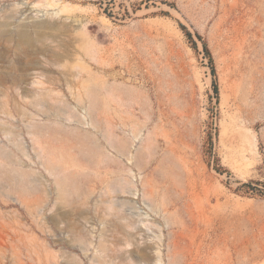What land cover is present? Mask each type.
Here are the masks:
<instances>
[{"label":"rangeland","instance_id":"obj_1","mask_svg":"<svg viewBox=\"0 0 264 264\" xmlns=\"http://www.w3.org/2000/svg\"><path fill=\"white\" fill-rule=\"evenodd\" d=\"M0 264H264V0H0Z\"/></svg>","mask_w":264,"mask_h":264},{"label":"trees","instance_id":"obj_2","mask_svg":"<svg viewBox=\"0 0 264 264\" xmlns=\"http://www.w3.org/2000/svg\"><path fill=\"white\" fill-rule=\"evenodd\" d=\"M180 27L182 28V30H185L184 27H182V26H180ZM185 33H186V36L188 38H190V34L188 32H185ZM202 47H203L204 51L206 52L207 57L211 60V55H210V53H209V51H208V49L206 47V44L205 43H202ZM211 73L214 76V73L215 72H214V68L213 67L211 69ZM214 91H215V93H217V88L216 87H214ZM217 171L221 172L222 171V168H217ZM243 186L246 187L247 189H251L250 183L243 184Z\"/></svg>","mask_w":264,"mask_h":264},{"label":"bare ground","instance_id":"obj_3","mask_svg":"<svg viewBox=\"0 0 264 264\" xmlns=\"http://www.w3.org/2000/svg\"><path fill=\"white\" fill-rule=\"evenodd\" d=\"M65 8H66V7H64V9H65ZM64 9H63V10H64ZM20 31H21V35H23V37H25V36L27 35V34L25 35V31H23V30H20ZM253 140H254V139H253ZM252 142H253V141H252ZM254 146H255V145H254ZM177 236H178V235H177ZM183 236H184V235H183ZM184 237H185V236H184ZM181 240H182V238H181ZM176 242H177V241H176ZM179 242H181V241H179ZM179 242H178V243H179ZM184 242H185V240H184ZM190 242H191V241H190ZM193 242H194V241H193ZM193 242H192V243H193ZM179 244H180V246H181V243H179ZM186 244H187V243H186ZM176 245H177V244H176Z\"/></svg>","mask_w":264,"mask_h":264}]
</instances>
